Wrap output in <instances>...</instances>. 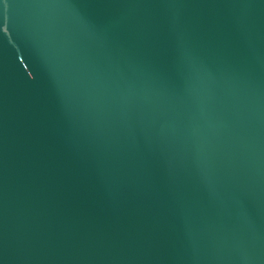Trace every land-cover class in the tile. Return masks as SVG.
Wrapping results in <instances>:
<instances>
[{
    "label": "water",
    "instance_id": "obj_1",
    "mask_svg": "<svg viewBox=\"0 0 264 264\" xmlns=\"http://www.w3.org/2000/svg\"><path fill=\"white\" fill-rule=\"evenodd\" d=\"M0 264H264V0H0Z\"/></svg>",
    "mask_w": 264,
    "mask_h": 264
}]
</instances>
